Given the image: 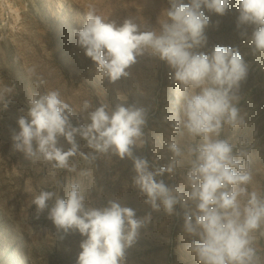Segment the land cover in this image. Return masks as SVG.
I'll return each instance as SVG.
<instances>
[{"label":"clouds","instance_id":"1","mask_svg":"<svg viewBox=\"0 0 264 264\" xmlns=\"http://www.w3.org/2000/svg\"><path fill=\"white\" fill-rule=\"evenodd\" d=\"M231 2L169 0L167 19L159 31L142 30L132 18L119 23L106 20L91 8L74 32L78 46L109 83L127 78V70L149 51L168 66L178 85L175 98L169 101L173 105L171 127L190 142L182 147L170 141L167 150L172 158L166 165L153 168L147 158L134 154V148L146 143L145 107L124 102L111 108L107 104L94 107L85 100L79 111L87 113L90 122L74 126L73 109L58 89L33 93L27 111L17 120L19 131L11 137L13 149L25 159L47 162L52 169L76 172L71 158L77 155L89 163L97 154L109 152L131 160L132 184L143 202L152 211L182 218V231L190 238L186 251L194 254L198 264H264L253 246L264 225V198L248 190L253 180L249 153L243 147L237 151L221 138L226 125L237 129L246 123L239 92L249 64L237 46L213 45L203 50L210 26L206 11L224 16ZM237 11V28L252 29L250 36L247 31L241 36L249 37L253 53H264V0H237ZM26 73L35 88L46 83L35 66L26 68ZM4 91L11 93L13 87L6 86ZM0 102V111L8 107L2 93ZM164 120L168 122V117ZM77 136L91 153L81 150ZM61 137L70 145L66 150ZM180 160L188 165L183 184H166L163 177L173 174ZM32 204L37 216L48 210L47 218L62 233L60 238L72 233L82 237L75 264H126L127 250L152 220L151 212L138 217L135 209L119 199H109L100 207L92 205L79 183L70 185L63 195L42 189Z\"/></svg>","mask_w":264,"mask_h":264},{"label":"rangeland","instance_id":"2","mask_svg":"<svg viewBox=\"0 0 264 264\" xmlns=\"http://www.w3.org/2000/svg\"><path fill=\"white\" fill-rule=\"evenodd\" d=\"M169 0H0V93L8 107L0 111V264H75L82 237L78 233L62 236L47 218L48 210L37 216L32 200L40 190L63 195L73 183L81 188L89 202L97 207L109 199H119L142 217L151 212V223L141 229L137 243L127 250L126 264H198L194 254L186 251L189 237L182 231V218L169 216L163 210L152 211L143 195L132 184L131 160L97 154L91 163L79 155L72 157L76 172L52 169L44 161L31 162L13 149L11 139L19 131L18 118L28 108L27 100L36 92L58 89L73 109L74 126L89 123L81 113L83 101L95 107H114L124 102L148 110L143 147L134 154L148 159L153 168L166 165L172 158L167 150L175 140L182 147L189 143L171 127L173 105L178 85L171 79L168 66L149 52L138 58L127 71L129 76L109 83L95 70L91 58L78 46L74 35L82 27L89 9L106 20L118 23L132 18L141 29L159 31L167 19ZM210 19L206 29L208 51L213 45L237 46L249 64V72L241 83L239 107L246 123L237 129L225 126L221 138L238 151L245 148L253 180L249 192L264 198V53H253L249 37L241 36L251 27L237 28V0H232L224 16L205 13ZM218 24V26H217ZM35 66L44 78L39 89L26 73ZM13 87L11 93L4 91ZM3 102H0V108ZM168 117V122L164 118ZM81 150L91 153L86 142L77 136ZM199 143V138L195 141ZM65 150L70 147L60 138ZM187 162L180 160L173 174H165L168 185L183 184ZM85 173V174H82ZM51 205V202H49ZM177 211H181L177 206ZM264 225L257 231L254 247L264 261Z\"/></svg>","mask_w":264,"mask_h":264}]
</instances>
